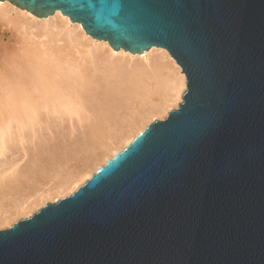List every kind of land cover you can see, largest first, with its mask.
I'll return each mask as SVG.
<instances>
[{
	"label": "water",
	"instance_id": "1",
	"mask_svg": "<svg viewBox=\"0 0 264 264\" xmlns=\"http://www.w3.org/2000/svg\"><path fill=\"white\" fill-rule=\"evenodd\" d=\"M185 76L75 192L0 230V264H264V0H0Z\"/></svg>",
	"mask_w": 264,
	"mask_h": 264
},
{
	"label": "bare ground",
	"instance_id": "2",
	"mask_svg": "<svg viewBox=\"0 0 264 264\" xmlns=\"http://www.w3.org/2000/svg\"><path fill=\"white\" fill-rule=\"evenodd\" d=\"M9 31L19 33L24 50L0 43V228L75 192L176 108L185 91V76L166 50L114 51L59 11L38 19L2 1L0 41ZM61 111L77 117L83 132L24 149L23 131Z\"/></svg>",
	"mask_w": 264,
	"mask_h": 264
},
{
	"label": "rangeland",
	"instance_id": "3",
	"mask_svg": "<svg viewBox=\"0 0 264 264\" xmlns=\"http://www.w3.org/2000/svg\"><path fill=\"white\" fill-rule=\"evenodd\" d=\"M50 17V16H49ZM48 18V17H47ZM39 19V18H38ZM45 19V18H44ZM72 24H76V23H72ZM79 25V24H78ZM16 34V33H15ZM12 35V36H11ZM19 33L17 34V37L15 38L13 36V34L9 31L8 33H6V35L1 38V42H3V44H8L10 47L12 48H15L14 50H18L19 48L22 49V51L24 50V42H17L16 44V41L19 40L18 38H21L19 37ZM1 37V35H0ZM96 41V40H95ZM2 44V43H1ZM21 51L17 52L18 54L20 53ZM16 53V52H15ZM16 53V54H17ZM177 108V107H176ZM175 109V108H174ZM173 110V109H172ZM45 114V113H44ZM43 114V115H44ZM57 114V115H55ZM54 115H51L50 117H45L43 122L42 123H38V125H36L34 128H29V129H25L23 131V136H24V141H23V148L27 150V148H29V153L31 152V147H33L34 145H40L41 142H46V140H54V139H57L60 141V142H65L66 140L64 139H61L59 138V135H68L70 134V137L72 136H77L79 135L81 132H83V128L81 127V125L83 126V124H79L77 122L78 119L77 117H70L68 116L69 114L68 113H65L63 111H61L60 114L58 113H55ZM65 114V115H64ZM67 116V117H66ZM46 118H49L48 120H46ZM76 118V119H75ZM56 119V120H55ZM70 119V121H69ZM55 120V121H54ZM155 120H162V119H158V118H155L153 121ZM46 121V122H45ZM152 121V122H153ZM71 122V123H70ZM53 123V124H52ZM54 125V126H53ZM44 126V127H43ZM50 126V127H49ZM40 128V129H39ZM47 128V129H46ZM39 130V131H38ZM33 132V133H32ZM32 133V135H31ZM61 133V134H60ZM30 134V135H29ZM34 134V135H33ZM54 134V135H53ZM47 135V136H46ZM33 136V137H32ZM43 136V137H42ZM50 136V137H49ZM38 137V138H37ZM40 137V138H39ZM46 137V138H44ZM53 137V138H52ZM44 138V139H43ZM68 140V138H67ZM41 141V142H40ZM69 141V140H68ZM67 141V142H68ZM66 143V142H65ZM17 149L18 147H21L20 143H15ZM90 145V144H89ZM89 145H86L85 147H88ZM21 150V148L19 149ZM16 154L13 155L14 158L18 159L19 158V155H18V152H15ZM21 154V153H20ZM17 156V157H16ZM26 160V158H21L20 157V161L18 162V165L21 166L24 161ZM58 201V200H56ZM54 201V202H56ZM45 202H51V201H45ZM37 211V210H36ZM35 211V212H36ZM33 212V213H35ZM32 213V214H33ZM31 214V215H32ZM31 215H28V216H22V217H19L18 220L20 219H25V218H28L29 216ZM8 227H4V228H0V230L2 229H6Z\"/></svg>",
	"mask_w": 264,
	"mask_h": 264
}]
</instances>
